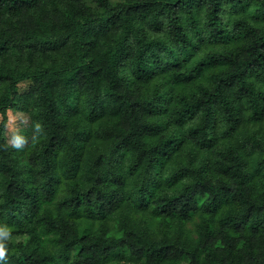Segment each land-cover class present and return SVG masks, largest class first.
<instances>
[{"label":"trees","instance_id":"trees-1","mask_svg":"<svg viewBox=\"0 0 264 264\" xmlns=\"http://www.w3.org/2000/svg\"><path fill=\"white\" fill-rule=\"evenodd\" d=\"M0 232V264H264V0H0Z\"/></svg>","mask_w":264,"mask_h":264},{"label":"rangeland","instance_id":"rangeland-1","mask_svg":"<svg viewBox=\"0 0 264 264\" xmlns=\"http://www.w3.org/2000/svg\"><path fill=\"white\" fill-rule=\"evenodd\" d=\"M24 87V86H23ZM22 87V88H23ZM25 119L23 115H16L12 112L8 113V123H7V136L8 140L12 144V141L16 138V133L24 127Z\"/></svg>","mask_w":264,"mask_h":264},{"label":"clouds","instance_id":"clouds-1","mask_svg":"<svg viewBox=\"0 0 264 264\" xmlns=\"http://www.w3.org/2000/svg\"><path fill=\"white\" fill-rule=\"evenodd\" d=\"M40 126H41L40 123H37L36 125L37 129H39ZM25 144H26V141L19 137H16L12 141V146L16 149H21ZM5 235H7V233L0 232V236H5ZM6 256H7L6 246L3 243H0V261L5 260Z\"/></svg>","mask_w":264,"mask_h":264}]
</instances>
